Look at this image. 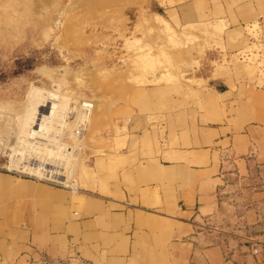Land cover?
Returning a JSON list of instances; mask_svg holds the SVG:
<instances>
[{"label": "crops", "instance_id": "0c3cea01", "mask_svg": "<svg viewBox=\"0 0 264 264\" xmlns=\"http://www.w3.org/2000/svg\"><path fill=\"white\" fill-rule=\"evenodd\" d=\"M233 3L215 20L245 35L257 23L264 39V0ZM215 75L201 106L164 111L161 126L130 132L133 113L120 117L114 139L85 147L77 187L0 172V264H264V79ZM161 92L136 95L146 106ZM223 216L242 244L217 239Z\"/></svg>", "mask_w": 264, "mask_h": 264}, {"label": "rangeland", "instance_id": "374dc122", "mask_svg": "<svg viewBox=\"0 0 264 264\" xmlns=\"http://www.w3.org/2000/svg\"><path fill=\"white\" fill-rule=\"evenodd\" d=\"M229 1L0 0V172L77 187L92 160L85 147L114 139L120 117L133 113L130 132L148 120L161 126L164 111L185 113L196 100L201 106L212 71L264 79L261 27L246 26L245 35L215 20L233 12ZM157 88L165 92L141 104L136 93ZM27 140L37 149L25 150ZM59 140L79 149L69 159L47 157ZM51 164L73 181L47 176ZM235 217L215 225L220 242L246 239Z\"/></svg>", "mask_w": 264, "mask_h": 264}, {"label": "bare ground", "instance_id": "6f19581e", "mask_svg": "<svg viewBox=\"0 0 264 264\" xmlns=\"http://www.w3.org/2000/svg\"><path fill=\"white\" fill-rule=\"evenodd\" d=\"M88 39V38H87ZM90 39V38H89ZM87 41V40H86ZM89 108H91L88 104H86V103H83V109H85V110H87V109H89ZM1 118V117H0ZM9 123V122H8ZM11 123V122H10ZM7 124V123H6ZM9 125V124H8ZM11 126H9V128H10ZM20 128H21V126H20ZM5 129H6V127H0V131H5ZM19 129V128H18ZM20 132H19V134L20 133H22L21 132V129L19 130ZM23 131H24V129H23ZM30 133V132H29ZM82 132H81V134H80V138L82 139ZM24 135H25V133H24ZM27 135V134H26ZM31 135V134H30ZM18 136V135H17ZM23 136V135H22ZM33 136V135H32ZM8 138V137H7ZM28 138V140H29V138H30V136L29 137H27ZM26 138V139H27ZM33 138H34V136H33ZM33 138H31V139H33ZM9 139V138H8ZM8 139H6V140H8ZM2 140V139H1ZM3 140H5V139H3ZM5 140V141H6ZM27 140V142H28V144H26V146L25 147H27L25 150H27L28 152H30V151H32V150H34V149H37V146L35 145V143L34 142H30V141H28ZM36 140V139H35ZM5 141H4V143H5ZM20 141V140H19ZM34 141V140H33ZM60 141V140H59ZM57 141V142H55V145H58L57 146V148H58V150H56V151H53V152H51V156L49 155V156H47V157H51V158H59L60 160H62V159H69V158H71V156H72V154H73V152H74V150L77 148V149H79V147H76V146H74V145H71V144H69V143H64V142H62V141ZM36 142V141H35ZM41 142V141H40ZM59 142V143H58ZM19 144H20V142H19ZM22 144V143H21ZM49 145V143H48V141L46 142V143H43V145ZM5 145V144H4ZM41 145V144H40ZM42 145V146H43ZM6 147H7V145H6ZM9 147H11V146H9ZM39 148V147H38ZM13 149H14V147H13ZM24 149V148H23ZM23 152V151H22ZM35 152V151H34ZM34 156V155H33ZM41 164H42V162H40ZM42 166V165H41ZM45 166H48V167H50L51 169H50V171H49V173L47 172V176H51V177H54L55 179H57V180H59V181H61V182H63V183H66V182H69V181H73V179H72V176L70 175V176H66L62 171H59V170H55L54 169V167L52 166V164L51 165H45ZM45 166H44V168H45ZM33 169V168H32ZM36 169V171H37V168H35ZM48 170V169H47ZM42 173H43V171H42Z\"/></svg>", "mask_w": 264, "mask_h": 264}, {"label": "built area", "instance_id": "2783aa9c", "mask_svg": "<svg viewBox=\"0 0 264 264\" xmlns=\"http://www.w3.org/2000/svg\"><path fill=\"white\" fill-rule=\"evenodd\" d=\"M82 129H83V127L76 128V130H75V136L76 137L80 136ZM249 245H250V248L252 250H254L255 245L253 244V242H249ZM256 252H257V250H254V253H256Z\"/></svg>", "mask_w": 264, "mask_h": 264}]
</instances>
